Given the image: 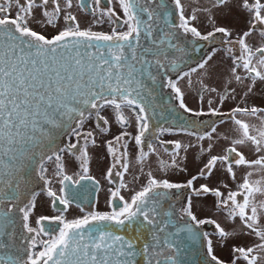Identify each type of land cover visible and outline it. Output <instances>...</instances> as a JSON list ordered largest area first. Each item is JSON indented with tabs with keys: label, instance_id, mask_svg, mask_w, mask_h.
I'll return each instance as SVG.
<instances>
[{
	"label": "snow or ice",
	"instance_id": "1",
	"mask_svg": "<svg viewBox=\"0 0 264 264\" xmlns=\"http://www.w3.org/2000/svg\"><path fill=\"white\" fill-rule=\"evenodd\" d=\"M205 20L211 27L201 31ZM105 23L110 31L93 30ZM217 34L221 47L183 71L185 57L202 49L182 47L181 36L208 42ZM218 54L229 69L222 86L210 87ZM193 73L212 97L207 110L185 103L179 82L191 87ZM258 90L264 96V0H208L189 11L182 0H0V264L264 260V200L256 199L264 183L246 171L232 188L237 169L264 171V99L248 106ZM172 101L192 119L153 124ZM230 101L238 102L223 111ZM228 121L232 138L218 132ZM192 150L201 158L195 173L167 178L188 172ZM101 156L108 211L97 208L103 186L91 173ZM150 156L164 176L145 172ZM132 160L140 175L131 183L146 178L138 190L126 179ZM42 208L56 214L37 215Z\"/></svg>",
	"mask_w": 264,
	"mask_h": 264
},
{
	"label": "flooded vegetation",
	"instance_id": "2",
	"mask_svg": "<svg viewBox=\"0 0 264 264\" xmlns=\"http://www.w3.org/2000/svg\"><path fill=\"white\" fill-rule=\"evenodd\" d=\"M182 2L185 5V9L186 11L190 10V7H201V6H206L208 4V0H182ZM198 15H200L201 20L204 19V16L202 13H198ZM197 23L199 24L200 21H197ZM82 24H84L83 20H82ZM84 26H87L86 24H84ZM112 25L105 23L103 25H98V26H94L93 30L94 31H104V32H108L111 30ZM211 27V22L210 21H204L202 27H201V31H204L205 29H210ZM49 31H54V29H49ZM221 39L222 37L217 34L216 38H215V45H213L212 48L216 47L219 48L221 47ZM261 39L258 36V34H254L252 39L250 40V43H255L256 45H259L261 43ZM211 48V49H212ZM211 49H209L206 53L203 54L206 55ZM203 56H199L198 59L195 58V56H191L194 59V63L190 66H187L186 68L182 69L183 71H187L188 68L190 67H195L197 62L203 57ZM229 69V65L228 62L224 59L221 58V56L218 54L217 57L215 58L213 64H212V68L210 70V75L208 76V78L205 80V83H207L210 87L211 86H216V87H220L223 84L224 79L226 78L227 72ZM191 80H192V84L191 87H189L187 85V78H185V80H181L179 82V86L182 88V90L184 91V95H185V103L193 109H198L203 107L205 110H207V101L209 99H212V97L209 96V94L207 92H202L200 93V82H199V77L193 73L191 76ZM200 93V94H198ZM165 96H168L169 93L165 92L164 93ZM200 95H203L204 97V102L201 103L200 100ZM264 99V96L261 95V92L258 90L257 95L248 102V106L251 105V103H256L259 104L260 101ZM238 101H230L228 104H226L223 108V111L227 112L230 110V107L235 106V104ZM171 117L168 115L167 120L162 123L163 126H171V125H177L179 123H181V117H183L184 120H190L192 119L188 114L183 113V110L178 109V107L176 106V102L172 101V109H171ZM239 119H243L245 121H247L250 124H254L259 126L260 122L255 118V117H244V116H240L238 117ZM206 123H210L211 120H215L217 118L215 117H203L202 118ZM225 119H227L225 117ZM174 120L177 122H174ZM153 124H160L158 122V119H154ZM235 125H233L231 123V121H228V123L224 124V125H220L218 127V132L221 136L227 135L229 138H232L234 136L237 135V133L234 131ZM201 131L206 130L204 128L200 129ZM162 139H178L183 141L184 143H188L191 138L188 136H184V135H179V136H162ZM148 142H151L153 144V147H156L158 149V152L160 154V157L162 159H168V154L164 153V149L163 147H160L158 144H156V141L154 139V137L150 134L149 138H148ZM194 142V141H193ZM207 143V142H206ZM227 141L221 140L219 141V147H217L215 149L216 152H220L221 148L226 146ZM171 147V146H169ZM195 154V158H193ZM246 155L248 156L249 159H254L255 158V153L254 152H250L246 150ZM200 156L198 153L195 152V150L190 151L189 153V160H188V172L181 174V173H168V177L170 179L173 180H182L184 179L186 176H188L189 173L194 174L195 171L197 170V166L200 163ZM103 162H104V158L103 156H101L99 158V162H94L91 165V173L93 175L96 176L97 179H99L101 181V184L103 186L102 191L100 193V197H99V201L97 203V208L98 210L101 211H108V206H107V196L105 194L104 189H106L108 187L107 182L103 179L102 174L100 173L99 169L101 166H103ZM95 166L98 167V171L96 170ZM138 168L139 165L135 160L131 161V172L130 174H128L126 176V179L130 182V187H133L134 190H138V187L145 182V177L143 175H141V179L139 181H136L135 184L133 185L131 183V176L132 174H137L140 175V173L138 172ZM144 170L145 172L151 170L154 174H156L157 176H164V173L161 172L159 170L158 167V161L156 159L155 156H150V158L145 162L144 165ZM246 171H254V175L250 178L253 181H261L262 183H264V171H261L259 169L256 170H252V169H237V181L232 183V188L233 190H235V184L240 182L242 180V177L244 176ZM126 199L129 198V193L125 192L124 193ZM256 199L257 200H264V196H262L259 192L256 193ZM207 211V209H206ZM46 214H52L55 215L56 213L52 212L50 208L47 209ZM78 210H70L69 214H68V218L71 219L74 216L78 215ZM45 226L47 227V222H45ZM206 230H211L208 226H205ZM251 243V242H249ZM225 256H227V253L224 254ZM261 262H264V260H260ZM259 261V262H260ZM240 264H244L243 261L240 262Z\"/></svg>",
	"mask_w": 264,
	"mask_h": 264
},
{
	"label": "water",
	"instance_id": "3",
	"mask_svg": "<svg viewBox=\"0 0 264 264\" xmlns=\"http://www.w3.org/2000/svg\"><path fill=\"white\" fill-rule=\"evenodd\" d=\"M179 42H180L182 47L187 46L189 51L191 50V46L193 44H197L198 43L199 46L201 47L202 51L199 53V55H193V56H195L196 59H198L199 56H203L204 53H206L209 49H211L213 47V45H215V40L214 41H208V42H205V41L197 42L195 40H192L191 38H185L183 36H181V39H180ZM185 59H186L187 63L183 66V69L186 68L187 66L192 65L194 63V59L191 56L190 57H185ZM173 75H175V74L173 73ZM166 97L167 96H165V98ZM168 115L171 117V112H166L165 113V119L162 120V121L159 118H157L158 122L160 124H162L163 122L168 121L167 118H166V117H168ZM174 122H176V121L174 120Z\"/></svg>",
	"mask_w": 264,
	"mask_h": 264
},
{
	"label": "rangeland",
	"instance_id": "4",
	"mask_svg": "<svg viewBox=\"0 0 264 264\" xmlns=\"http://www.w3.org/2000/svg\"><path fill=\"white\" fill-rule=\"evenodd\" d=\"M96 170L98 171V167L95 166ZM47 212L42 208L41 211L39 213H37V215H40V214H46ZM258 264H264V262H258Z\"/></svg>",
	"mask_w": 264,
	"mask_h": 264
}]
</instances>
